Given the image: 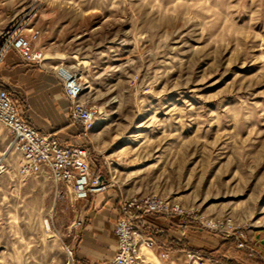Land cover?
<instances>
[{
  "label": "rangeland",
  "instance_id": "374dc122",
  "mask_svg": "<svg viewBox=\"0 0 264 264\" xmlns=\"http://www.w3.org/2000/svg\"><path fill=\"white\" fill-rule=\"evenodd\" d=\"M14 28L37 30L32 49L62 53L82 83L110 188L264 231V0H0L2 41ZM9 140L0 126V264H66L75 200L19 176ZM159 252L135 264H166Z\"/></svg>",
  "mask_w": 264,
  "mask_h": 264
},
{
  "label": "built area",
  "instance_id": "2783aa9c",
  "mask_svg": "<svg viewBox=\"0 0 264 264\" xmlns=\"http://www.w3.org/2000/svg\"><path fill=\"white\" fill-rule=\"evenodd\" d=\"M38 36V31L30 29L26 35L19 28H14L4 37L0 44V59L13 49L25 61L39 63L43 56L41 51L33 50L31 42ZM57 74L61 80L63 93L69 102L68 115L71 121L82 127V135L96 123L97 109L81 101L83 85L67 68L60 66ZM0 126L9 136L8 149L17 154L16 173L21 177H47L54 183L65 187L73 199H85L111 187L109 179H104L92 167V153L87 141H62L56 135L39 131L24 117V109L17 102L15 95L0 87ZM8 163L4 153L0 154V174L7 170ZM118 217L113 231L115 234V252L107 264H135L141 257L142 248H158L161 259H168L172 245L158 241L151 232L163 233L159 227L143 217L163 216L167 219L181 217L179 227L189 223L203 228L222 238L230 239L235 249L242 250L250 257L264 259V252L259 251L247 235V226L236 225L230 216H207L194 208H186L179 202L155 195H132L122 197L118 204ZM76 227L83 224L82 217L73 222ZM173 226L170 222L168 227ZM66 264H77L73 249L65 246ZM186 264H207L205 256L196 250H186Z\"/></svg>",
  "mask_w": 264,
  "mask_h": 264
},
{
  "label": "crops",
  "instance_id": "0c3cea01",
  "mask_svg": "<svg viewBox=\"0 0 264 264\" xmlns=\"http://www.w3.org/2000/svg\"><path fill=\"white\" fill-rule=\"evenodd\" d=\"M0 37V43L2 41ZM42 53L39 63L23 60L13 49L8 50L0 59V87L15 95L24 109V117L39 131L56 135L62 141L80 143L87 141L92 150L94 127L88 132L87 138L82 135V127L71 121L68 115L69 102L63 93L61 80L57 74L59 52ZM97 172L104 179H109L95 161ZM103 177V176H102ZM122 193L112 187L85 199H74L77 205L76 217H83V224L76 227L72 221L65 235L67 242L60 241L63 258L67 259L65 246L73 249V257L77 264H107L115 252V234L113 225L118 217V204ZM75 206H73V210ZM143 217L164 228L163 233L155 232L158 241L172 246L166 264H186V250H196L209 261L211 254L223 249L232 251L235 264H264V259L250 258L244 251L235 249L230 239H222L208 230L197 228L189 223L179 227L181 217L167 219L163 216ZM173 226L168 227L169 223ZM247 234L259 251L264 252V231L250 230ZM159 250V249H158ZM161 259V258H160ZM164 260V259H162ZM65 264V262L63 263Z\"/></svg>",
  "mask_w": 264,
  "mask_h": 264
},
{
  "label": "trees",
  "instance_id": "16d2710c",
  "mask_svg": "<svg viewBox=\"0 0 264 264\" xmlns=\"http://www.w3.org/2000/svg\"><path fill=\"white\" fill-rule=\"evenodd\" d=\"M102 176H103V178H105L104 175H102ZM147 230H149V229H147ZM150 232H151V234H152L154 237H157V235L155 234L154 231L150 230ZM225 264H235V263H234L232 260H225Z\"/></svg>",
  "mask_w": 264,
  "mask_h": 264
}]
</instances>
